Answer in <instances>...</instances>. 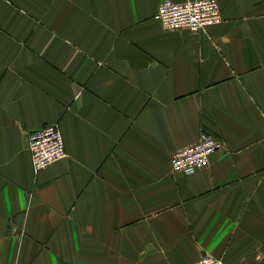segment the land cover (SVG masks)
Wrapping results in <instances>:
<instances>
[{
	"label": "crops",
	"instance_id": "obj_1",
	"mask_svg": "<svg viewBox=\"0 0 264 264\" xmlns=\"http://www.w3.org/2000/svg\"><path fill=\"white\" fill-rule=\"evenodd\" d=\"M160 1L0 0V264H264V0L196 32ZM44 125L66 155L35 172Z\"/></svg>",
	"mask_w": 264,
	"mask_h": 264
},
{
	"label": "built area",
	"instance_id": "obj_2",
	"mask_svg": "<svg viewBox=\"0 0 264 264\" xmlns=\"http://www.w3.org/2000/svg\"><path fill=\"white\" fill-rule=\"evenodd\" d=\"M153 18L165 30L188 29L196 32L221 21L216 0H161ZM222 142L211 135L202 134L198 141L185 145L170 157L171 171L192 174L207 166L208 157L221 148ZM35 172L66 155L61 130L56 125H44L28 135ZM190 264H224L211 255L204 254Z\"/></svg>",
	"mask_w": 264,
	"mask_h": 264
}]
</instances>
